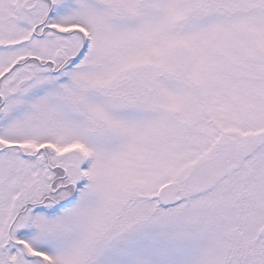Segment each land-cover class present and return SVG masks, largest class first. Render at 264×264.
<instances>
[{
  "label": "snow or ice",
  "instance_id": "6c2138e0",
  "mask_svg": "<svg viewBox=\"0 0 264 264\" xmlns=\"http://www.w3.org/2000/svg\"><path fill=\"white\" fill-rule=\"evenodd\" d=\"M0 264H264V0H0Z\"/></svg>",
  "mask_w": 264,
  "mask_h": 264
}]
</instances>
